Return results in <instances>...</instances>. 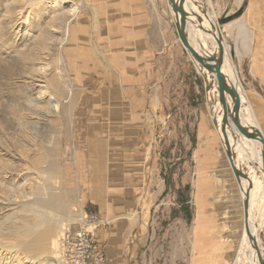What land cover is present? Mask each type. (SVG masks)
<instances>
[{
	"label": "rangeland",
	"instance_id": "374dc122",
	"mask_svg": "<svg viewBox=\"0 0 264 264\" xmlns=\"http://www.w3.org/2000/svg\"><path fill=\"white\" fill-rule=\"evenodd\" d=\"M248 4L249 0H243L240 7L248 9ZM91 5L92 0H0V264H64L59 250L62 234L68 227H77L83 210L78 208L79 190L70 175L76 156L72 154L76 145V75L66 54L74 45V19L82 18ZM261 5L260 35H253L243 21L232 22L235 25L229 31L224 26L223 31L229 54L234 51L230 63L242 79L247 102L250 99L254 106L256 90L264 85V0ZM195 24L191 20L187 26L193 45L199 43L193 28L205 32ZM212 38L204 33L201 41L209 51L214 49ZM178 39L184 53L173 67L170 64L169 74L170 82L180 88L181 113L178 120L164 123L155 139V161L159 169L163 168L166 186L148 187L136 207L141 218L130 236L137 248L130 254L134 260L130 264H195L202 253L203 238L210 244L219 240L224 243L215 264H231L243 232L242 193L224 145L214 137L209 140L212 127L207 119L203 120L206 127H202L205 132L201 137L199 132L196 137L189 131L188 123L189 109L199 106L200 100L207 99V104L213 105L218 98L217 85L212 74L205 80L179 35ZM254 52L263 58L253 60ZM208 83H214L210 91L205 88ZM240 109V115L246 116ZM239 141L235 143L236 163L254 171L255 159L245 153ZM200 172L208 178L205 187L200 184ZM253 185L250 198L254 193L261 195L258 201H250L254 216V222H250L251 227L257 226L260 258L254 261L255 251L247 237L249 242L243 248L250 251L241 256L239 264H262L264 260V180ZM50 197L61 204L49 206L44 200ZM19 230L21 234H16ZM25 230L46 232L48 237L40 245L36 241L37 250L28 251L19 243L33 238V234H23Z\"/></svg>",
	"mask_w": 264,
	"mask_h": 264
},
{
	"label": "crops",
	"instance_id": "0c3cea01",
	"mask_svg": "<svg viewBox=\"0 0 264 264\" xmlns=\"http://www.w3.org/2000/svg\"><path fill=\"white\" fill-rule=\"evenodd\" d=\"M242 1L206 0V6L218 17L237 11ZM235 5L237 10L232 9ZM261 6V0H249L248 9L242 16L244 19L239 17L226 24V30L235 25L232 22L243 21L253 35H260ZM217 10L219 15L216 16ZM172 16L168 0H92L82 18H76L72 23L74 45L67 51L66 58L76 75V83H73L76 145L72 148V154L76 156L70 175L79 190V210L94 213L106 222L94 234L105 255L104 264L134 262L130 254L137 248L131 244L130 236L141 218L136 207L148 187L160 188L166 183L161 172L163 168L159 169L155 161V139L164 123L178 120L181 113L180 88L177 83L170 82L169 69L176 59L179 60L180 53H184ZM248 37L254 41V37ZM194 46L198 48L197 44ZM256 53H253V60L263 58L257 57ZM253 69L255 74V65ZM237 75L240 78L238 72ZM258 88L255 107L264 109V85ZM216 100L217 97L213 104ZM192 101L195 103V98ZM207 103L200 100L199 106L189 109V131L192 130L196 137L198 132L200 137L203 136L205 130L202 127H206L203 120L207 119L212 127L208 136L210 142L214 137V141L218 139L222 145L211 115L213 105ZM239 104L252 117L254 128L257 121L252 111L258 112L259 119L264 120V113L259 109ZM237 112L239 116L238 109ZM215 113H219L217 106ZM198 124L201 130L197 128ZM235 128L240 133L239 139L246 142V136ZM247 147L245 153H251L249 144ZM244 226L247 230L243 220L242 237L231 264H239L241 256L250 251L249 247L243 248L249 242ZM222 243L219 240L211 244L204 264L219 261Z\"/></svg>",
	"mask_w": 264,
	"mask_h": 264
},
{
	"label": "water",
	"instance_id": "95a60500",
	"mask_svg": "<svg viewBox=\"0 0 264 264\" xmlns=\"http://www.w3.org/2000/svg\"><path fill=\"white\" fill-rule=\"evenodd\" d=\"M188 3L189 8L186 9L185 3ZM170 10L173 13L171 17L174 26L178 30V35L181 42L186 47L190 55L198 64L200 72L203 74L205 80L209 79L210 74L215 78L216 89L218 90V98L212 106L213 123L224 145L229 164L236 177V181L242 193L244 221L247 224V233L250 239L252 248L255 251L254 261L260 258L259 251V237L258 230L255 224L254 228L251 227L250 222V195L254 187L252 182V170H244L239 164L236 163L237 155L235 150V143L239 139V132L233 130L236 124L242 126L247 131L256 132L259 134L262 142V163L264 170V135L261 130L251 126H246L239 120L237 106L242 108L239 104V93L236 86L231 82L226 71L224 70V53L228 52L226 47V39L223 34V28L226 24L241 17L244 13V7L239 8L235 12H226L218 17H215L206 6V0H168ZM196 8V9H195ZM181 15V17H180ZM190 18V19H189ZM193 20L196 22L204 33L210 34L214 41V49L212 53H202L191 42L187 34L188 22ZM230 55L234 57V51H230ZM207 91L214 88V83L205 85ZM232 99V100H230ZM207 101V99H206ZM215 105L218 107V112L215 113ZM221 120L219 121V117ZM232 132L233 143L230 140V133ZM250 224V225H249ZM264 264V260L262 261Z\"/></svg>",
	"mask_w": 264,
	"mask_h": 264
},
{
	"label": "bare ground",
	"instance_id": "6f19581e",
	"mask_svg": "<svg viewBox=\"0 0 264 264\" xmlns=\"http://www.w3.org/2000/svg\"><path fill=\"white\" fill-rule=\"evenodd\" d=\"M185 6H186V9L187 8H189V5H188V3L186 2L185 3ZM167 7V6H166ZM196 9V8H195ZM75 14V13H74ZM180 17H181V15H180ZM190 19V18H189ZM196 31V36H197V38H198V44H197V42H196V44L199 46V48H200V50L202 51V52H204V53H207V54H209V53H212L213 51H209V50H207L205 47H203L202 46V44H204V42H201L202 40H203V37H204V33L203 32H201L200 30H198V29H195L194 30V28H193V32H195ZM199 35L201 36V40H200V37H199ZM228 42V41H227ZM214 44H215V41L213 42ZM229 47L230 46H228V51H229ZM230 59H231V57H230V54L228 53V52H225L224 53V70L226 71V74L228 75V77H229V79L231 80V82L235 85V82H237L236 83V89L238 90V93H239V96H240V98H239V102L241 103V104H243V105H245V106H247V107H249V108H252V107H254V108H256V109H259V108H257V107H255L253 104H251V103H249V101H250V99H249V101L247 102V100H248V98L249 97H246V94L244 95V93L242 92V90H243V84H242V82H241V79L239 78V76L237 75V72H236V67H233L232 65H231V63H230ZM239 87V88H238ZM230 100H232V99H230ZM216 106V105H215ZM218 107H220V105L218 106ZM237 108H238V111H239V120L241 121V122H243L246 126H253V121H252V117H250V115H246V117H243V116H241L240 115V113H241V109L237 106ZM260 111H262L263 113H264V109H259ZM251 114L252 115H254V118H255V120L257 121V124H256V128H258V129H260L261 130V132H262V134L264 135V120L262 121V119H259V114H258V112H251ZM212 115V114H211ZM238 129H239V131L241 132V134H243V136H246V139H247V141H248V144H249V147H250V151H251V154H252V158L254 157V159H255V161H254V163L256 164V169H254V171H253V173H252V182L254 183V182H257V181H259V182H261V181H263L264 180V170H263V164H262V162H261V159H262V142H261V138H260V136H259V134L258 133H256V132H251V131H247L246 129H243L242 128V126H240V125H235ZM246 141V142H247ZM246 142H244V141H239V143L241 144V147H244V148H246V150H247V146H248V144L246 143ZM259 142H260V144H259ZM244 152V151H243ZM247 154H250V153H248L247 152ZM258 156L261 158H258ZM249 159H250V157H248ZM263 160V159H262ZM249 161V160H248ZM252 162V161H251ZM249 170V169H248ZM253 170V169H252ZM256 170V171H255ZM208 182V178H207V176L205 175H203V172H200V184L201 185H204V187L208 184L207 183ZM237 184V183H236ZM233 189V188H232ZM239 190V189H238ZM231 193V192H230ZM255 195H253L252 196V198H253V200H252V198H250V201H251V203H253V202H255L256 200L255 199H257V201H258V199L261 197V195H259V193H254ZM238 195V194H237ZM225 196H226V194H225ZM227 198V197H226ZM199 199L202 201V198L201 197H199ZM217 199V198H216ZM224 199V198H223ZM221 201V199L220 200H218L217 201V204L219 203ZM242 201V200H241ZM44 202L45 203H47L49 206H55V207H57L58 205H60L61 204V202L59 201V200H57V199H53L52 197H50L49 199H46V200H44ZM254 205V204H253ZM62 208V207H61ZM204 212V210L203 209H200V212ZM84 212L85 211H81L80 212V215H81V213H82V215L84 214ZM251 216V215H250ZM44 217V216H43ZM80 217V216H79ZM253 217L254 216H252V217H250L251 218V220L254 222V220H253ZM77 220V219H76ZM44 223V222H43ZM47 224H48V222H47ZM43 226H44V224H43ZM222 227V226H221ZM55 228V227H54ZM209 228V227H208ZM29 231H31V228L29 229ZM29 231H27V230H25V231H23L24 233L23 234H30V235H32L33 234V238H32V240H29V241H25V242H23V241H20L19 243H20V245L22 246L23 245V247H26V249L28 250V251H35V250H37V247H35V243H36V241H38V243L42 240H44V239H46L47 237H48V235H47V233L46 232H44V233H42V234H39V233H37V234H34V232L32 233V232H29ZM218 231V230H217ZM21 231L19 230V232H16V234H21L20 233ZM199 233H200V231H199ZM26 236V235H25ZM34 236H36V237H34ZM29 238H30V236H29ZM44 242V241H43ZM42 242V243H43ZM47 242V241H46ZM41 243V242H40ZM40 243H39V245H40ZM212 243H214V242H212ZM211 243V244H212ZM211 244L210 243H208L206 240H205V238H203V243H202V253L200 254V256H199V258H198V260H197V262H196V264H200L201 263V261L202 260H204V262H205V260H206V258H207V256H208V254H209V250H210V246H211ZM42 249V248H41ZM204 264V263H203Z\"/></svg>",
	"mask_w": 264,
	"mask_h": 264
},
{
	"label": "built area",
	"instance_id": "2783aa9c",
	"mask_svg": "<svg viewBox=\"0 0 264 264\" xmlns=\"http://www.w3.org/2000/svg\"><path fill=\"white\" fill-rule=\"evenodd\" d=\"M105 220L98 218L96 214L85 211L80 215L77 221V227H71L64 230L61 243L60 253L64 264H104L105 255L99 249L95 240L96 230Z\"/></svg>",
	"mask_w": 264,
	"mask_h": 264
}]
</instances>
